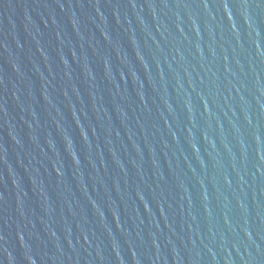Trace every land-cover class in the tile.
Masks as SVG:
<instances>
[{
  "label": "water",
  "instance_id": "1",
  "mask_svg": "<svg viewBox=\"0 0 264 264\" xmlns=\"http://www.w3.org/2000/svg\"><path fill=\"white\" fill-rule=\"evenodd\" d=\"M0 264H264V0H0Z\"/></svg>",
  "mask_w": 264,
  "mask_h": 264
}]
</instances>
